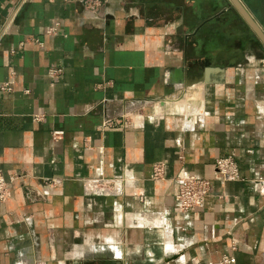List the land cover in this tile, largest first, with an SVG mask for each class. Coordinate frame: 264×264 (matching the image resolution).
<instances>
[{"label": "crops", "instance_id": "0c3cea01", "mask_svg": "<svg viewBox=\"0 0 264 264\" xmlns=\"http://www.w3.org/2000/svg\"><path fill=\"white\" fill-rule=\"evenodd\" d=\"M103 1L0 0V264H264V45L229 0ZM187 174L211 192L185 213Z\"/></svg>", "mask_w": 264, "mask_h": 264}, {"label": "built area", "instance_id": "2783aa9c", "mask_svg": "<svg viewBox=\"0 0 264 264\" xmlns=\"http://www.w3.org/2000/svg\"><path fill=\"white\" fill-rule=\"evenodd\" d=\"M28 0H20L17 5V8L13 12L10 22H13L20 10V8L27 2ZM84 4L93 11H98L104 6L103 0H84ZM59 23L56 22L52 26L48 27L46 30V34L54 35L58 32ZM4 32L0 34V40L3 36ZM37 42V41H36ZM40 44V43H38ZM14 53V50L12 51ZM49 73L52 76H56L60 73V69L52 68L49 70ZM14 76V73H12ZM13 81L10 80L5 82L0 89L2 91H12ZM26 93L29 90H25ZM43 115H34V120H41ZM62 135L61 131H54L53 136L59 137ZM215 171L217 174L221 176L222 184H225L229 181H237L242 180L241 173L239 170V166L234 154L217 158L215 160ZM152 176L154 178H164L165 177V164L157 163L153 167ZM20 176L16 174L13 177V180L19 178ZM253 183L258 186L264 188V176H260L252 180ZM178 184V192L176 194V201L178 203V207L182 212H189L195 208L202 206L209 196L211 192V181L207 178H203L197 176L195 174H187L183 177H180L176 180ZM107 189L101 187L99 192H106ZM10 197V187L9 181L4 176L2 170H0V203L6 202ZM208 264H238L237 259L234 255H223L219 260L210 261Z\"/></svg>", "mask_w": 264, "mask_h": 264}, {"label": "water", "instance_id": "95a60500", "mask_svg": "<svg viewBox=\"0 0 264 264\" xmlns=\"http://www.w3.org/2000/svg\"><path fill=\"white\" fill-rule=\"evenodd\" d=\"M231 4L234 6V8L238 11V13L242 16V18L245 20V22L250 26V28L253 30V32L257 35V37L260 39L262 44L264 45V32L260 28V26L256 23V21L253 19V17L250 15L248 10L245 8L241 0H229ZM210 70H206L203 72L201 77H197L193 80H189L186 85H192L194 83H197L199 81H205L209 78Z\"/></svg>", "mask_w": 264, "mask_h": 264}, {"label": "rangeland", "instance_id": "374dc122", "mask_svg": "<svg viewBox=\"0 0 264 264\" xmlns=\"http://www.w3.org/2000/svg\"><path fill=\"white\" fill-rule=\"evenodd\" d=\"M244 1V3L248 6V4L246 3V1L245 0H243ZM249 7V6H248ZM250 9V8H249ZM227 10H229V8L227 9ZM230 10H232V9H230ZM251 10V9H250ZM252 11V10H251ZM230 12V11H229ZM233 12V11H232Z\"/></svg>", "mask_w": 264, "mask_h": 264}]
</instances>
